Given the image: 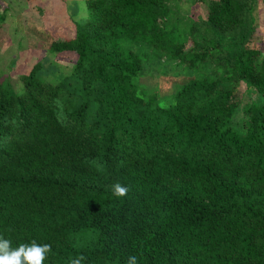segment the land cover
Wrapping results in <instances>:
<instances>
[{
	"label": "trees",
	"instance_id": "obj_1",
	"mask_svg": "<svg viewBox=\"0 0 264 264\" xmlns=\"http://www.w3.org/2000/svg\"><path fill=\"white\" fill-rule=\"evenodd\" d=\"M74 55L18 92L0 82V236L50 244L44 264H264V57L252 0H207L187 38L160 24L166 0H85ZM192 73L168 99L140 87L148 53ZM208 68L207 72L205 69ZM243 81L259 95L228 123ZM163 101V105L160 102ZM125 197L112 195L115 183Z\"/></svg>",
	"mask_w": 264,
	"mask_h": 264
},
{
	"label": "rangeland",
	"instance_id": "obj_2",
	"mask_svg": "<svg viewBox=\"0 0 264 264\" xmlns=\"http://www.w3.org/2000/svg\"><path fill=\"white\" fill-rule=\"evenodd\" d=\"M85 0H0V82L13 91L21 90V75L35 64L45 80L58 82L67 76L73 66L74 55L52 52L49 44L61 41L74 33L76 24L86 18ZM207 0H166L168 14L160 24L177 28L181 38H187L191 22L204 19ZM253 36L249 45L258 48L264 57V0H252ZM134 53H148L137 74L140 87L155 92L157 98L168 99L192 73L176 60L158 52L151 54L141 41L122 42ZM208 68L205 69L207 72ZM234 113L228 123L238 130L243 110L259 102V95L243 81L237 82L232 93ZM163 105V101L160 102Z\"/></svg>",
	"mask_w": 264,
	"mask_h": 264
},
{
	"label": "clouds",
	"instance_id": "obj_3",
	"mask_svg": "<svg viewBox=\"0 0 264 264\" xmlns=\"http://www.w3.org/2000/svg\"><path fill=\"white\" fill-rule=\"evenodd\" d=\"M111 191L114 197L122 198L129 189L117 182L111 186ZM50 252V244H39L33 240L14 247L11 239L0 236V264H44ZM84 260L85 257L81 255L73 258L70 264H83ZM126 264H137V257L129 256Z\"/></svg>",
	"mask_w": 264,
	"mask_h": 264
}]
</instances>
